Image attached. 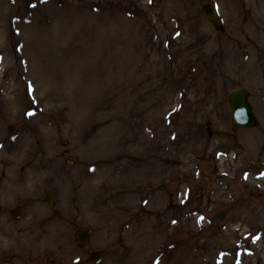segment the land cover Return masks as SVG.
<instances>
[{
    "label": "rangeland",
    "instance_id": "1",
    "mask_svg": "<svg viewBox=\"0 0 264 264\" xmlns=\"http://www.w3.org/2000/svg\"><path fill=\"white\" fill-rule=\"evenodd\" d=\"M0 193V264H264V0H0Z\"/></svg>",
    "mask_w": 264,
    "mask_h": 264
},
{
    "label": "flooded vegetation",
    "instance_id": "2",
    "mask_svg": "<svg viewBox=\"0 0 264 264\" xmlns=\"http://www.w3.org/2000/svg\"><path fill=\"white\" fill-rule=\"evenodd\" d=\"M5 177V175L2 176V178ZM45 192H39L36 191L35 194L36 196H30L31 199H29V203L30 205H36L37 203H39V201H41L42 203L46 204V205H55L53 207V210L51 212H53L52 214H55L56 210L58 208H60L59 206V198L58 196L55 195V193L53 191H49V186L46 185L45 186ZM7 197V196H6ZM6 197H3V194L0 193V222L4 219H7L8 221L14 219V220H19L24 216V211H25V207L22 203H17L16 205H14V207H12L11 209H8L6 207ZM18 200H22V198H18ZM31 200V202H30ZM26 205V204H25ZM27 216V215H26ZM25 216V217H26ZM47 216L49 217V213H47ZM48 217H44L39 219L40 221L36 222L37 228L40 229L41 231H45L44 229L41 228L42 225H44L45 223H47L48 221ZM51 218V217H50ZM25 219V218H24ZM52 220V219H50ZM43 227V226H42ZM19 231H22V229H19ZM39 234L38 230H36V235ZM41 235V234H40ZM38 237V236H37ZM36 237V238H37ZM16 252H12V253H8L7 255H3L2 257V261L4 262V264L7 263H11V264H23L24 260L22 259L23 257ZM48 260H50V258L48 257ZM30 264H41V256H34L33 258L29 259ZM51 262V261H50ZM53 263V261H52Z\"/></svg>",
    "mask_w": 264,
    "mask_h": 264
},
{
    "label": "water",
    "instance_id": "3",
    "mask_svg": "<svg viewBox=\"0 0 264 264\" xmlns=\"http://www.w3.org/2000/svg\"><path fill=\"white\" fill-rule=\"evenodd\" d=\"M204 14L217 25L221 21L218 17L214 4H206L203 7ZM232 108L233 127L254 126L258 123L257 116L249 101V90L246 87H240L231 91L228 96ZM82 244H86L89 239V231L82 230L78 232Z\"/></svg>",
    "mask_w": 264,
    "mask_h": 264
}]
</instances>
